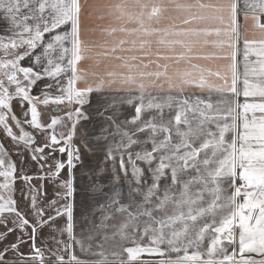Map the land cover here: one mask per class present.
Instances as JSON below:
<instances>
[{
	"label": "snow or ice",
	"instance_id": "obj_1",
	"mask_svg": "<svg viewBox=\"0 0 264 264\" xmlns=\"http://www.w3.org/2000/svg\"><path fill=\"white\" fill-rule=\"evenodd\" d=\"M85 15L106 23L86 28ZM249 19L251 38L245 28ZM0 21L5 24L0 34V126L18 146V156L28 151L41 169H51L47 162L54 159L52 179L69 170L59 184L63 193L57 192V199L44 207L38 204L37 190L29 189L30 220L13 198L17 165L0 141V225L5 229L0 231V264H45V252L36 246L37 234L45 227L67 232L86 250L85 241L74 235L72 170L83 161L73 140L80 121L89 118L83 108L91 94L117 85L115 90L125 92L129 103L133 98L139 103L130 121L117 123L115 114L107 116L114 131L104 128L98 137L111 138L106 162H112L116 187L109 194L103 192L104 185L97 186L96 192L107 198L101 210L109 214L96 227L104 241L118 238L134 246L122 247L127 260L113 251L110 261L101 250L95 264H129L142 253L158 254L159 264H264V102L247 100L264 101V0H0ZM97 32L101 39L92 38ZM241 44L242 74L237 71ZM221 59L228 63L215 70L198 62ZM43 80L49 82L41 99L31 93ZM193 87L205 98L185 95ZM214 93L221 99L213 101ZM14 100L22 108L29 106L23 121L13 112ZM49 103L71 110L45 124L38 104ZM165 108H175L173 118L164 119ZM153 110L158 116L142 118ZM10 120L20 128L19 135ZM66 121L69 131L58 132V126H68ZM24 123L45 140L38 143L36 135L24 131ZM144 133L148 135L142 140ZM134 146L140 150L133 152ZM57 151L67 160L55 159ZM117 157L129 186L127 204L120 202ZM20 179L29 183L33 177ZM113 210L122 220L109 236L106 221L114 219ZM60 217H66L64 228L57 227ZM18 230L16 241L5 243ZM24 236L33 249L27 256L20 252L28 242ZM144 238H150L148 245L139 243ZM57 243L64 251L71 248ZM49 251L55 264H84L75 254L66 261L59 249Z\"/></svg>",
	"mask_w": 264,
	"mask_h": 264
},
{
	"label": "crops",
	"instance_id": "obj_2",
	"mask_svg": "<svg viewBox=\"0 0 264 264\" xmlns=\"http://www.w3.org/2000/svg\"><path fill=\"white\" fill-rule=\"evenodd\" d=\"M92 2V0H89ZM84 26L86 28L95 27L98 23H106L96 21L95 18H89L86 15L83 17ZM241 22L242 18H241ZM253 22L251 19L248 20L245 28L247 29V33L249 37L253 35L254 29L252 27ZM5 29V24L3 21H0V34H3V30ZM91 35V34H90ZM93 39H101L102 37L97 32L92 35ZM242 44L240 45L241 51L237 55V71L238 73H243V52H242ZM209 52L217 51L215 49H208ZM255 59V57H250V60ZM199 63L206 65L208 67L213 68L214 70L218 66H223L228 63L226 60H201ZM27 66L28 61L24 62ZM115 63V61H113ZM48 80L39 81L36 86L32 89V95L41 96V93L44 91V85L48 83ZM83 87V85H80ZM119 86H114L111 90H106L104 93H93L90 97V103L84 105L83 111L89 117L88 119H82L80 124L77 126V134L76 138H74L73 143L76 144L80 148L81 159L83 161L82 164H77L76 168L72 170L75 174V188L76 192L74 195V199H72V203L74 205L73 216H74V235L76 238L83 239L85 241V249L81 250L80 245L74 243L68 236L67 232L60 234L58 232H53L49 228H43L38 234L36 238V246L40 247L42 251L45 252V264H55L56 257L52 256L49 250L56 251L60 250L59 254L63 255L65 260H69L72 254H75L78 259H80L84 264H95L96 261L100 260L101 257L96 253H99L101 250L108 255L109 260L112 261L114 258L111 256L113 251L121 252V258L127 260V253L122 252V247H131L134 246L130 241H121L118 238L116 240H103V232L98 229V226L101 222L103 216L108 215L109 212L106 210H101V205L106 203L107 198L105 196L99 195L96 192V188L99 185H104L103 192L111 194L114 191L116 186L112 185V162L109 160L106 162V151L109 147L110 140L99 139L101 136L102 130L104 128H108L109 131H114V127L111 123L106 119L107 116H112L115 114L116 122L123 123L125 121H130L132 117L135 115V107L138 105L139 101L135 98L132 99V102L129 103L128 95L123 91H116L115 89ZM238 89L242 88V80L238 82ZM50 93L55 95V89H48ZM155 91V90H153ZM163 95V93L161 94ZM185 95L190 96L192 99L199 96L201 99L205 98V94L201 92L198 88H189L186 89ZM230 95V94H229ZM213 101L221 99L219 94H213ZM241 103L244 102L245 98L243 96L238 98ZM249 103H260L264 102L259 97H249L247 98ZM147 102V99L145 100ZM29 106L25 104L23 108L21 107L18 100L13 101V112L17 117H19L22 121L24 120L23 112L27 111ZM107 109V111H105ZM153 115H157L158 113L153 110L151 112H146L143 115V119H148ZM175 115V108L169 111L167 108L164 110V119L168 120L173 118ZM43 120V116L41 115V121ZM9 123L15 129L16 125L13 121H9ZM15 125V126H14ZM24 131H28L37 136L38 143L43 142L45 140V136L39 133H36L31 126L24 123L22 124ZM127 127L131 128L134 126L128 125ZM19 128V127H18ZM212 130L215 131V126H211ZM17 129V127H16ZM14 130L17 135L20 134L19 130ZM147 133L140 134V139H146ZM175 139V138H174ZM116 140H119V137H116ZM0 141H3L5 148L11 154V159L15 161L17 165L16 172V181L14 184L13 198L17 201V207L21 210L30 220H32V209H31V200L29 197V189L33 188L36 191L38 204L41 207H44L49 201L53 199H57L56 193H63L64 189L59 187L60 181L68 178V169L65 168L60 177L57 179H52L50 172L54 171V159L50 158L48 160V164L53 165L51 169L45 167L41 169L36 161L31 159V155L28 151H24L22 156H18L16 152L18 151V146L13 142L10 138L6 136L5 131L0 134ZM147 148H151V144L147 145ZM139 147L134 146L132 149L133 152L139 151ZM45 153H48V149L45 150ZM55 159L58 160H67L66 154H60L58 151L54 153ZM125 162L127 164V156H125ZM115 167L117 173L120 175V184L118 186L121 196L120 202L127 204L129 202V186L125 182V177L123 172L120 170L119 158L117 157ZM144 167V165H141ZM103 169V172H101ZM130 170V169H129ZM21 175H27L33 177V179L26 183L24 180L20 179ZM41 176H44V179H40ZM131 177L129 176V179ZM0 182H2V178H0ZM206 195V199H207ZM139 200V197L136 198ZM60 204L65 203V201L60 200ZM114 219L106 221L108 225L107 234L109 236L116 230V226L122 220V217L118 213H114ZM66 217H60L57 221L58 228H64L66 225ZM8 227H12L11 223L8 224ZM4 226L0 225V231H4ZM30 232L31 229L29 228ZM97 233H100L97 235ZM19 230L15 233L9 234L5 243L15 242L17 239V235H19ZM90 235L96 236V239L89 240L88 237ZM24 239L28 242L22 244L20 246V252L24 253L26 256L33 254V249L31 247V241L28 240L27 236H24ZM150 238H144L139 241L142 245H148ZM57 240L63 241L66 244H70L71 248L67 251L62 250L63 246L57 243ZM88 244H91V248L88 249ZM98 244H103V249L97 247ZM4 247L3 243H0V250ZM166 248L165 246H161ZM231 248L229 249V252ZM154 254L142 253L140 258L137 261H130L129 264H159L160 259L153 256ZM173 258L176 254H171ZM248 255V254H246ZM252 256L259 258L256 254H251ZM166 258V257H165ZM239 259V257H237ZM27 264H39V261H27Z\"/></svg>",
	"mask_w": 264,
	"mask_h": 264
},
{
	"label": "rangeland",
	"instance_id": "obj_3",
	"mask_svg": "<svg viewBox=\"0 0 264 264\" xmlns=\"http://www.w3.org/2000/svg\"><path fill=\"white\" fill-rule=\"evenodd\" d=\"M56 107H60L61 111L60 112L54 111V109ZM73 107H75V106H73ZM69 110H71V109L67 105L57 106V105H54L52 103H49L48 105L45 106L43 104H38V111H40L41 115L43 116L42 123H45V124H47V123L50 122V118L52 116H63L64 113L67 112V111H69ZM66 123L68 125L67 127L58 126L57 131L58 132H65V133H67L69 131V128H70L71 124H70V122H67V121H66ZM15 129H16V127H15ZM15 129L13 128V130H15ZM16 130H19V128L17 127ZM2 132H4V129H3L2 126H0V134ZM153 256L157 257L158 259H162V257H160L158 254H154Z\"/></svg>",
	"mask_w": 264,
	"mask_h": 264
}]
</instances>
